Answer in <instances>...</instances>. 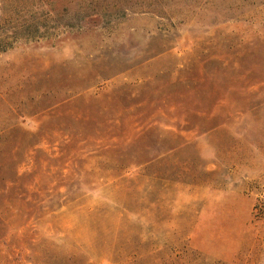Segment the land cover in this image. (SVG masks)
Returning <instances> with one entry per match:
<instances>
[{"label": "rangeland", "instance_id": "1", "mask_svg": "<svg viewBox=\"0 0 264 264\" xmlns=\"http://www.w3.org/2000/svg\"><path fill=\"white\" fill-rule=\"evenodd\" d=\"M0 210V264H264V0H0Z\"/></svg>", "mask_w": 264, "mask_h": 264}, {"label": "trees", "instance_id": "2", "mask_svg": "<svg viewBox=\"0 0 264 264\" xmlns=\"http://www.w3.org/2000/svg\"><path fill=\"white\" fill-rule=\"evenodd\" d=\"M176 149H178V146L173 147L169 149V153H173ZM155 158L148 159L146 161H143L141 163H136V166H148L151 165L154 162ZM116 162V161H115ZM118 162V161H117ZM120 178L119 176L114 177L113 179L118 180ZM13 215L16 219L17 222H19V227L17 228L18 230H24L27 229L28 226L30 225L31 221H41L44 219L46 216H51L56 210H45V209H37L35 207H16L12 209ZM4 212L0 210V232L1 230L4 229L5 227V220L2 218V214ZM4 223V224H3Z\"/></svg>", "mask_w": 264, "mask_h": 264}]
</instances>
